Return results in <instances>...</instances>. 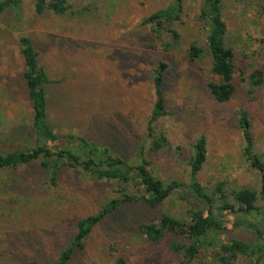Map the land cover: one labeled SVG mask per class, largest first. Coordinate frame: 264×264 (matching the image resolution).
<instances>
[{
	"label": "rangeland",
	"instance_id": "1",
	"mask_svg": "<svg viewBox=\"0 0 264 264\" xmlns=\"http://www.w3.org/2000/svg\"><path fill=\"white\" fill-rule=\"evenodd\" d=\"M36 1L24 0L18 11L0 14L1 154L21 147L17 134L23 140L29 137L32 110L19 43L21 36H29L56 82L49 90L56 131L87 135L125 161L136 162L147 145L146 126L156 101L153 72L159 61H166L168 115L156 128L168 137L170 147L156 155L145 150L152 171L162 181L188 184L193 144L205 136L207 160L199 182L210 193L221 182L226 189L260 193V173L244 155L238 112L248 113L255 154L264 162V85L253 88L248 79L254 70L264 71V0H223L227 43L236 53L237 92L227 103L217 102L206 87L218 79L211 58L205 54L195 64L186 60L194 42L206 51V32L198 19L201 0H185L182 20L176 23L182 42L172 53L163 52L150 28L142 25L171 0H67L70 9L64 16L37 14ZM47 180V171L36 165L0 172V264L32 259L54 264L71 241L75 222L120 195L116 183L70 170L61 173L57 186L47 185ZM129 191L139 193L134 187ZM180 196L154 209L141 202L124 204L93 230L70 264H116L119 257L130 264H179L180 255L167 242L175 236L151 245L138 227L165 213L188 220V209H200V204L192 196ZM256 206L249 216L221 215L223 229L216 239L264 246V201L259 198ZM217 255L218 250L206 248L192 264H222ZM259 256L240 255L233 264H264V252Z\"/></svg>",
	"mask_w": 264,
	"mask_h": 264
},
{
	"label": "trees",
	"instance_id": "2",
	"mask_svg": "<svg viewBox=\"0 0 264 264\" xmlns=\"http://www.w3.org/2000/svg\"><path fill=\"white\" fill-rule=\"evenodd\" d=\"M98 1V0H90ZM24 0L0 1V14L8 9L18 11ZM223 0H201L198 19L206 32V51L197 42L190 45L186 60L195 64L205 54L211 58V71L217 80L207 82L210 95L220 103H227L237 92L234 83L236 53L227 43L228 26L223 15ZM185 0H171L170 4L150 14L142 21L165 53L176 51L182 34L176 23L182 20ZM70 9L67 0H37L35 11L41 15L46 11L57 16H64ZM20 53L23 58V78L27 85L28 97L32 110V124L28 138L17 134L22 140L20 148L6 154L0 153V172L20 167L39 166L47 171V185L57 186L61 173L70 170L84 174L98 182L116 183L119 196L110 198L95 214L78 219L74 224V233L69 244L59 253L54 264H70L75 253L83 250L93 230L128 203L141 202L149 208H158L167 199L180 196H192L200 204V209L189 208L188 220L179 219L168 213L158 218L140 222L139 231L151 245L160 244L168 238L169 250L180 255L179 264H192L200 252L206 248L218 250V259L222 264H233L240 255L254 256L259 253L262 258L264 246L257 249L249 244L232 239L227 243L216 239L217 231L223 229L220 221L224 213H244L251 215L257 210L259 198L264 201V162L255 154L251 122L245 110L238 112V127L245 139L244 155L252 167L259 171L262 181L260 193L251 189H226L221 182L210 193L198 180L199 173L207 160V139L200 136L193 144L189 159V183L178 181L165 182L152 171L151 162L145 157L148 153L159 154L169 148L168 137L159 132L156 123L168 115L164 95L165 74L169 67L166 61H159L153 72V88L156 101L146 126V143L139 150L138 160L133 163L125 161L108 146H102L91 137L80 133L56 131L51 118L50 87L56 82L39 61L32 38H19ZM253 88L264 85V71L254 70L249 76ZM30 142L32 145H30ZM137 188L139 193L130 192ZM181 197V196H180ZM181 197V200L187 198ZM249 226L255 227L248 223ZM25 264H44L32 259ZM116 264H130L124 257H119Z\"/></svg>",
	"mask_w": 264,
	"mask_h": 264
}]
</instances>
